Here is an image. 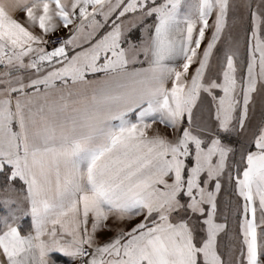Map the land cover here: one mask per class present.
I'll list each match as a JSON object with an SVG mask.
<instances>
[{"label": "snow or ice", "instance_id": "snow-or-ice-1", "mask_svg": "<svg viewBox=\"0 0 264 264\" xmlns=\"http://www.w3.org/2000/svg\"><path fill=\"white\" fill-rule=\"evenodd\" d=\"M0 264H264V0H0Z\"/></svg>", "mask_w": 264, "mask_h": 264}]
</instances>
